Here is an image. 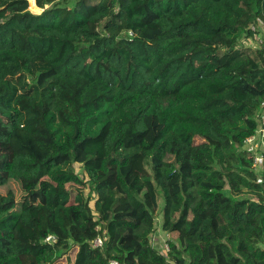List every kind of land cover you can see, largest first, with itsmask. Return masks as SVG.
Returning <instances> with one entry per match:
<instances>
[{"label": "trees", "instance_id": "1", "mask_svg": "<svg viewBox=\"0 0 264 264\" xmlns=\"http://www.w3.org/2000/svg\"><path fill=\"white\" fill-rule=\"evenodd\" d=\"M261 22L264 0H0V264H264Z\"/></svg>", "mask_w": 264, "mask_h": 264}, {"label": "built area", "instance_id": "2", "mask_svg": "<svg viewBox=\"0 0 264 264\" xmlns=\"http://www.w3.org/2000/svg\"><path fill=\"white\" fill-rule=\"evenodd\" d=\"M264 23H260V31L256 32L253 36L245 39L244 44L246 46L252 47H261L264 50V27H262ZM245 148L252 151L253 155V162H254V169L262 173L264 172V117L258 120V129L257 133L253 136L249 137L246 140ZM53 236L50 235L47 237V240H52ZM152 242L154 246L157 247L165 256H169L170 252V244L162 239L161 234L159 233L158 226L156 231L151 236ZM106 244V238L99 234L96 238L92 240V246L95 248H103ZM109 264H122L118 260L112 259L110 260ZM167 264H172V261H169Z\"/></svg>", "mask_w": 264, "mask_h": 264}, {"label": "rangeland", "instance_id": "3", "mask_svg": "<svg viewBox=\"0 0 264 264\" xmlns=\"http://www.w3.org/2000/svg\"><path fill=\"white\" fill-rule=\"evenodd\" d=\"M36 3V1H35ZM36 7L32 5V9L30 8L31 11H33L34 13H41L42 12V9L41 8H37L36 10ZM264 27V25L262 26ZM75 168H76V171L80 173V176L83 178L85 177V179H87L86 177V174H85V171H84V168L81 164H75ZM86 192L88 193L89 192V189L87 188L86 189ZM95 200H96V197L94 196V199L91 201V206L94 208V203H95ZM159 203L160 205L163 207L164 205V201H163V198H160L159 200ZM158 219H156L157 221V226H158V230H159V233L161 234L162 236V239L166 240L168 242V234L166 232L163 231L162 229V226H161V216L160 217H157ZM159 246V244L157 245ZM66 264V263H65Z\"/></svg>", "mask_w": 264, "mask_h": 264}]
</instances>
